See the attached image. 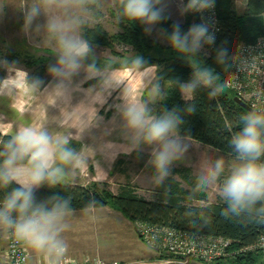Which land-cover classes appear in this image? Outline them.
Segmentation results:
<instances>
[{
    "label": "trees",
    "instance_id": "obj_1",
    "mask_svg": "<svg viewBox=\"0 0 264 264\" xmlns=\"http://www.w3.org/2000/svg\"><path fill=\"white\" fill-rule=\"evenodd\" d=\"M184 6L188 1H183ZM94 8L93 3H88ZM160 8L158 4L155 6ZM234 0H216L219 29L214 41L209 44L201 41L207 53L197 49L195 52H181L173 47L170 36L173 25L179 24L181 35L195 25L199 19L194 11H185L182 22H174L167 12L166 17L159 22L167 43H159L149 36L144 29L142 20L130 19L124 14L121 0H114L112 13L118 19V31L108 33L99 21L89 25L81 23V36L88 45L87 55L81 59L93 66L98 61L92 57V47L100 44L110 47L111 51L121 56L114 48V43L131 46L129 62L115 64L107 61L102 67L124 66L136 63L139 67L153 64L156 67L154 88L164 85V95L154 102L146 101V113L154 119H160L169 113L178 123L174 132L180 137L191 138L194 141L209 145L225 155L240 157L232 143L233 138L246 126L245 117L255 112L239 105L233 98L235 91L225 86V80L231 68V56L239 42H252L264 36V0H246L242 12H237ZM96 18L98 12L95 13ZM10 50V51H9ZM226 54L221 57L220 53ZM7 57L11 60L20 56L21 52L8 48ZM26 66L33 68L36 76L41 75L46 68L44 57L33 53H23ZM207 70L211 74V83L205 84L197 73ZM30 75H28V78ZM188 82L195 87L191 97L183 98L182 83ZM43 86L44 82L36 83ZM189 109H192L191 111ZM262 143H264V128H261ZM13 140L9 134L0 132V167L7 159V145ZM124 162L119 157L114 163V169ZM17 163L28 165V158ZM264 164V152L257 160ZM29 166V165H28ZM154 174H158L155 165H148ZM178 177H177V176ZM230 176V175H229ZM201 174L194 173L188 165L173 166L167 176L155 184L152 198L141 195L137 187L129 182L120 184L116 191L109 188L108 182H90L87 185L49 183L47 180L32 189L34 203L51 208L53 204L67 202L66 211L110 206L120 211L131 223H159L205 234L221 235L232 240V247L246 249L256 243L264 235V200L244 208L232 210L224 196H218L211 201L205 184L200 183ZM22 186L15 180L7 185L0 183V203L15 189ZM194 200L202 201L195 203ZM13 216L17 213L13 212ZM159 257L173 255L160 251ZM226 261L227 264H264V251L259 249L240 251L236 256L218 258L213 263Z\"/></svg>",
    "mask_w": 264,
    "mask_h": 264
},
{
    "label": "rangeland",
    "instance_id": "obj_2",
    "mask_svg": "<svg viewBox=\"0 0 264 264\" xmlns=\"http://www.w3.org/2000/svg\"><path fill=\"white\" fill-rule=\"evenodd\" d=\"M183 1L161 0L158 6L163 8L174 22H182L185 17ZM88 3H93L95 7L91 8ZM234 3L237 12L244 10L245 0H234ZM33 8L38 10L37 14L31 23H26V16ZM113 8L114 0H81L79 3L67 5H62L61 0H53L52 3H48L47 0H0V84L10 76L15 77L16 71L27 74L24 87L0 90V111H25L22 109L28 107V104H36L37 100L33 99L42 87L37 86L36 83L40 81L45 83L53 74L50 69L61 67L58 64L62 54L61 35L85 43L81 36V23L93 25L96 21H99L109 34L118 31V19L112 13ZM97 12L99 14L96 18ZM52 23L64 25L65 32L50 31L49 25ZM144 29L157 42L167 43L157 23L144 22ZM8 48L21 52L20 56L13 60L9 59ZM114 48L122 55L114 54L108 46L95 44L92 47V57L100 63L95 67H102L101 65L107 61L115 64L129 62L127 57L132 53L131 46L114 43ZM198 49L207 53L202 44ZM26 52L45 58L46 68L41 75L36 76L33 68L25 65L23 53ZM82 62L89 64L86 61ZM131 65L137 66L136 63H128L124 66L107 68L122 69ZM144 95L148 102H154L164 95V87L156 90L150 83ZM170 138L179 141L182 152L169 164L168 173L173 166L191 162L195 165V170H200L203 176H207L208 171L214 168L217 161H223V170L217 179L205 184V190L211 201L223 196L222 189L229 175L246 162L238 156L225 155L209 145L176 134H171ZM136 146V149L134 148L126 158L124 157V162L108 179H92L88 183L108 182L109 188L116 191L120 184L129 182L137 187L141 195L152 198L159 174H154L148 165L153 163L154 153L159 150L160 145L146 143L142 137L141 142ZM194 202L202 203L199 200ZM74 216L75 229L71 228V235L75 245L82 249L80 252L82 254H97L105 259H117L123 264H227L226 261L207 263L196 258H189L186 261H180L173 256L161 258L160 251L145 243L139 233V225H134L120 211L110 206L75 212Z\"/></svg>",
    "mask_w": 264,
    "mask_h": 264
},
{
    "label": "clouds",
    "instance_id": "obj_3",
    "mask_svg": "<svg viewBox=\"0 0 264 264\" xmlns=\"http://www.w3.org/2000/svg\"><path fill=\"white\" fill-rule=\"evenodd\" d=\"M47 2L52 3L53 0ZM79 2L81 0H61L62 5ZM160 2L161 0H121L124 14L128 18L149 24L166 19L162 15L164 9L155 7ZM212 6V0H188L183 11H202ZM37 11L33 8L27 14L26 23H31ZM49 28L53 32H65V26L62 24L52 23ZM170 40L173 47L181 52H195L202 40L211 44L214 36L208 35V27L205 24L192 26L184 35H181L179 24H174ZM60 44L62 54L58 64L61 67L51 68L50 71L54 75H69L81 67L80 60L87 55L89 48L86 43L67 35H61ZM225 54L222 51L220 56ZM136 63L140 64L142 61L137 60ZM93 67L90 66L89 71H92ZM26 75L22 71H16L15 77L10 76L0 84V90L24 87ZM197 76L203 83H211V74L207 70L198 72ZM194 87V84L183 85L182 91L190 93ZM124 115L129 126L135 129L146 143L160 145L159 150L154 153L153 163L159 174L157 182L163 180L168 175L169 164L182 152L179 141L170 138L178 120L170 113L160 119H154L147 115L142 106H131ZM245 120L246 126L233 138L232 143L240 158L246 162L232 171L222 189V194L233 211L264 200V164L257 163L264 152V143L260 139L261 128H264V115L251 112ZM67 142L66 139L53 141L44 131L22 129L6 146L7 159L3 167H0V183L4 185L17 180L22 171L27 176L26 183L12 191L4 200L3 207L0 208V226L13 228L18 239L26 240L37 250H47L50 255L57 256L65 251L57 237L62 230L60 224L66 213L67 202L58 201L50 209L44 205H36L32 188L46 180L49 183L57 182L60 169L53 167L57 153L63 163H71L76 159L71 150L63 147ZM25 157L28 158L29 167L23 170L16 167L17 161ZM222 170L223 161H217L207 176L200 178V183L215 181ZM13 212L17 213L15 219L12 217Z\"/></svg>",
    "mask_w": 264,
    "mask_h": 264
},
{
    "label": "crops",
    "instance_id": "obj_4",
    "mask_svg": "<svg viewBox=\"0 0 264 264\" xmlns=\"http://www.w3.org/2000/svg\"><path fill=\"white\" fill-rule=\"evenodd\" d=\"M80 64L81 67L69 75L52 74L33 99L37 100L36 104L27 103L28 107L22 109L25 111H0V132L14 138L20 130L32 128L46 132L53 141L66 139L68 142L63 147L71 150L76 159L71 163H63L59 154H56L53 167L60 169L57 180L87 185L92 179H108L118 169H114L115 160L126 158L141 142L142 136H138L137 131L129 126L124 113L131 106L145 109L144 94L155 78L156 67L153 64L142 68L131 65L122 69L94 66L89 71L92 65L81 60ZM187 84L182 83V86ZM161 87L164 85L157 89ZM190 95L191 92L182 91L181 96L188 99ZM148 116L153 118L152 115ZM183 164L202 175L200 170H195L193 163ZM16 167L23 170L29 166L17 163ZM15 181L22 186L27 181L26 174L22 171ZM91 209L66 211L61 221L62 230L57 239L73 255L82 254V249L75 245L71 235V228L75 229L74 213ZM23 241L28 250V264L52 261L59 257L50 255L47 250H37L26 240ZM6 245L7 240L0 231V264H8Z\"/></svg>",
    "mask_w": 264,
    "mask_h": 264
},
{
    "label": "built area",
    "instance_id": "obj_5",
    "mask_svg": "<svg viewBox=\"0 0 264 264\" xmlns=\"http://www.w3.org/2000/svg\"><path fill=\"white\" fill-rule=\"evenodd\" d=\"M212 4L210 8L194 12L198 16L199 25H207L208 35L215 39L219 29L216 0H212ZM236 45L231 56L230 72L224 81L225 86L234 90L258 115H264V36L258 37L253 43L239 42ZM2 207L3 203H0V208ZM12 217L16 218L13 215ZM138 225L139 233L148 246L171 254L180 261L196 258L209 263L218 258L234 257L240 251H264V235L254 245H248L246 249H236L232 247L230 238L221 235L185 231L159 223ZM0 231L7 240L5 254L8 264H28V250L24 241L15 236L14 229L0 226ZM63 247L65 251L58 259L37 264H123L117 259H105L97 254L76 256L69 253L64 245Z\"/></svg>",
    "mask_w": 264,
    "mask_h": 264
},
{
    "label": "water",
    "instance_id": "obj_6",
    "mask_svg": "<svg viewBox=\"0 0 264 264\" xmlns=\"http://www.w3.org/2000/svg\"><path fill=\"white\" fill-rule=\"evenodd\" d=\"M188 1V0H185ZM239 105H241L242 107H244L245 109L249 110V111H253L252 107L249 106V104L245 101L242 100V98L238 95H235L233 98Z\"/></svg>",
    "mask_w": 264,
    "mask_h": 264
}]
</instances>
